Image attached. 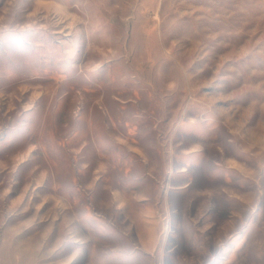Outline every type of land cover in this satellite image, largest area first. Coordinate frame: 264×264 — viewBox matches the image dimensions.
Listing matches in <instances>:
<instances>
[{
  "label": "rangeland",
  "instance_id": "obj_1",
  "mask_svg": "<svg viewBox=\"0 0 264 264\" xmlns=\"http://www.w3.org/2000/svg\"><path fill=\"white\" fill-rule=\"evenodd\" d=\"M0 264H264V0H0Z\"/></svg>",
  "mask_w": 264,
  "mask_h": 264
}]
</instances>
